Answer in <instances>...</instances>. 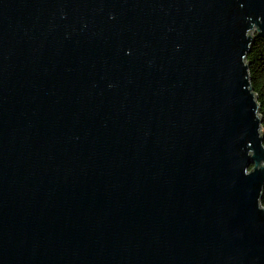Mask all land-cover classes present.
<instances>
[{"label": "water", "instance_id": "obj_1", "mask_svg": "<svg viewBox=\"0 0 264 264\" xmlns=\"http://www.w3.org/2000/svg\"><path fill=\"white\" fill-rule=\"evenodd\" d=\"M256 35L264 0H0V264H264Z\"/></svg>", "mask_w": 264, "mask_h": 264}, {"label": "trees", "instance_id": "obj_2", "mask_svg": "<svg viewBox=\"0 0 264 264\" xmlns=\"http://www.w3.org/2000/svg\"><path fill=\"white\" fill-rule=\"evenodd\" d=\"M249 65L250 83L254 93L257 95L259 103V113L261 116L262 137L264 146V38L256 35L250 51L247 55ZM261 206L264 207V189L260 199Z\"/></svg>", "mask_w": 264, "mask_h": 264}, {"label": "bare ground", "instance_id": "obj_3", "mask_svg": "<svg viewBox=\"0 0 264 264\" xmlns=\"http://www.w3.org/2000/svg\"><path fill=\"white\" fill-rule=\"evenodd\" d=\"M253 167H254V166H251V167H250V170L253 169Z\"/></svg>", "mask_w": 264, "mask_h": 264}]
</instances>
